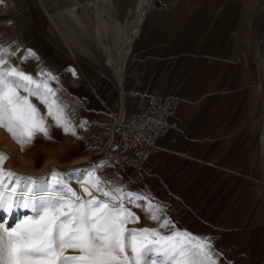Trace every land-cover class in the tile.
<instances>
[{"label":"crops","instance_id":"0c3cea01","mask_svg":"<svg viewBox=\"0 0 264 264\" xmlns=\"http://www.w3.org/2000/svg\"><path fill=\"white\" fill-rule=\"evenodd\" d=\"M42 2L81 57L108 70L118 85L117 92L107 90L100 98L110 112L119 99L106 148L118 119L142 109L149 93L176 95L178 145L160 155L167 156L160 184L176 173L183 198L201 192L199 199L208 202L204 212L217 211L232 223L225 246H230L226 256L237 255L233 264H264V0H149L140 11L141 0ZM95 4L100 11L111 7L126 32L138 23L122 82L108 61L106 44L98 46L92 36L97 22L112 20ZM73 7L84 25L66 12ZM98 114L86 108L82 118L90 143L98 138L90 130ZM107 139L100 137V145ZM157 161L138 173L143 185L148 184L143 173L152 178Z\"/></svg>","mask_w":264,"mask_h":264},{"label":"snow or ice","instance_id":"6c2138e0","mask_svg":"<svg viewBox=\"0 0 264 264\" xmlns=\"http://www.w3.org/2000/svg\"><path fill=\"white\" fill-rule=\"evenodd\" d=\"M35 56L0 45V127L22 149L38 135L51 139L52 126L76 136L57 97L62 89L51 86L57 77L47 71L33 76L21 67V61ZM33 98L44 105L43 114ZM7 159L0 153V264H218L221 258L210 238L162 219L165 206L150 194L130 191L115 179L102 180L97 169L104 162L77 179L78 192L54 169L50 179L40 180L6 171ZM137 208L158 227H128L140 222ZM168 228L171 234H163Z\"/></svg>","mask_w":264,"mask_h":264},{"label":"rangeland","instance_id":"374dc122","mask_svg":"<svg viewBox=\"0 0 264 264\" xmlns=\"http://www.w3.org/2000/svg\"><path fill=\"white\" fill-rule=\"evenodd\" d=\"M0 45L18 46L20 56H23L27 50L35 52V57L21 61V67L33 76L47 71L57 77L58 83L53 81L51 86L54 89H62L57 92V97L59 102L66 106L65 115L71 120L76 131V136H73L71 133H65L61 127L52 126L51 139L38 135L31 145L22 149L11 134L0 127V145L2 149L5 148L3 153L8 157L4 162V169L10 160L11 153L17 157V162L21 163L23 169L41 172L45 168L47 173L45 178L50 179L53 169L65 174L70 186L79 192L80 185L76 182L77 179L83 176L90 166L100 162L105 163L107 159L102 160L105 155L107 157L114 152V146L111 145L107 150L106 145L110 139L114 117L118 116L119 99L114 100L110 112L100 98L101 94L107 90L117 92L116 81L108 70L95 66L90 60L81 57L65 34L47 16L42 0H2L0 2ZM79 97L88 101H81ZM33 103H37L42 114L46 111L44 105L39 104L34 98ZM140 104V102L136 103V107L139 108ZM86 108L99 111L90 128L98 138L91 143L83 136L82 118ZM105 110L109 112L106 113ZM48 123L53 124L51 119ZM100 137L103 139L108 137L103 145H100ZM162 144L166 145L165 149L174 150L178 145V139L172 133L169 138L162 141ZM161 153L155 154L147 165L149 168L152 162L158 159L150 169V172L157 170L152 178H149L146 172L143 173L148 181L146 186L143 185V179L138 173L125 166L111 169L103 165L104 168L97 169V175L102 180L115 179L117 183L124 185L130 191L150 194L154 202L165 206L161 214L162 219H170L179 230H186L202 238H210L214 242L215 249L221 254L218 264H225V261L233 264L237 255L226 256V248L229 249L230 246H225L227 236L234 232L230 228L232 223L224 222V215L218 214L217 211L211 214L204 212L208 202L204 198L199 199L201 192L199 194L196 191L193 194L197 195L195 198L193 196L183 198L182 192L177 187L179 184L176 173L169 175L165 182L160 184L159 179L161 174H165L166 169L160 165L167 158V156L161 157ZM108 187L111 190V185ZM93 194L96 195L95 192ZM212 199L215 201L214 197ZM218 205L214 206V210L218 208ZM134 211L140 216V222L129 224L128 227L135 229L158 227L143 208H137ZM24 212L25 210H21V214ZM161 231L163 234H171L172 229ZM236 249L239 251L240 246L236 245Z\"/></svg>","mask_w":264,"mask_h":264},{"label":"built area","instance_id":"2783aa9c","mask_svg":"<svg viewBox=\"0 0 264 264\" xmlns=\"http://www.w3.org/2000/svg\"><path fill=\"white\" fill-rule=\"evenodd\" d=\"M179 106L176 95L149 93L142 109L118 119L111 143L114 152L104 165L114 169L125 166L137 173L144 171L152 157L165 149L162 141L177 129Z\"/></svg>","mask_w":264,"mask_h":264},{"label":"bare ground","instance_id":"6f19581e","mask_svg":"<svg viewBox=\"0 0 264 264\" xmlns=\"http://www.w3.org/2000/svg\"><path fill=\"white\" fill-rule=\"evenodd\" d=\"M148 1L149 0H141L140 5L138 7L139 11L144 6V4L147 3ZM103 2L109 5L110 0H103ZM95 7H97L96 8L97 12L99 11L101 13L102 12L106 13L107 16L112 20L107 21V20L103 19L102 21L97 22L95 27H94V30H95L94 35H92V36L94 37V40L97 42L96 44L98 46H101L104 43L106 44L107 55L109 57L108 61L110 62V64L114 65V67L116 68L115 72L119 75L120 82H122V80L124 79L126 67H127L128 61H129L130 53H131L133 44L135 42V37L139 33L138 23L133 25L129 32H126L124 29V26L120 22L113 19L112 15H111V12H112L111 7L107 8L108 10H105V7H102L101 11L98 8V7H100V6H98V4H97V6L95 4ZM66 12H68L78 22V24H81V18L79 17V15L76 12V7L69 8L66 10ZM82 12H83V10H82ZM94 12H95V10H94ZM81 25H84V24H81ZM92 25H93V23H92ZM66 26H67L66 28L68 29L69 28L68 25H66ZM91 30H92V28H91ZM71 38L73 40H75V39L77 40V37L74 34L71 36ZM81 51H83V50H81ZM111 143H112V141H111ZM111 143L107 147V150H109ZM4 149H2V147L0 145V152L1 153L5 152ZM9 156H10V160H9V162L5 168L6 171L14 172L18 176H21V177H33L37 180L45 179V177L47 175L45 168H44V170H41V172L40 171L36 172V171H32V170H26V169H23V167L20 165L21 163L17 162V157L15 155L10 153ZM107 158H108V156L104 157L102 160L105 161ZM22 183H23V181H22Z\"/></svg>","mask_w":264,"mask_h":264}]
</instances>
